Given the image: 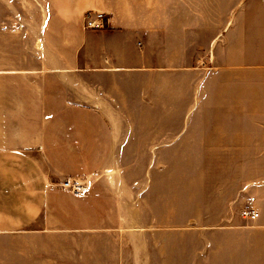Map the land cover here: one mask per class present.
<instances>
[{"label": "crops", "instance_id": "1", "mask_svg": "<svg viewBox=\"0 0 264 264\" xmlns=\"http://www.w3.org/2000/svg\"><path fill=\"white\" fill-rule=\"evenodd\" d=\"M172 3L173 13L179 15L182 9L175 6V0ZM46 4L43 19L37 6L26 5V14L13 2L0 0V89L15 95L35 96L39 79L38 83L45 86V95H64L70 89L74 93L91 89L95 95H127L126 88H130L134 78L151 74L157 75V94H162L163 73L128 70L134 66L147 68L152 61L149 46L154 40L152 37L158 35L159 40V33L149 36L145 27L148 20L140 19L138 28V20L128 14L131 7L125 5L123 16L114 10L108 22L111 25L106 29L81 33L70 58L62 49L63 44L68 47V22L84 16L88 10H99L100 2L46 0ZM49 11L54 12V19ZM183 11L194 16L189 20L192 28L188 30L196 31L200 23L196 16L215 14L217 10L211 13L207 8L189 6ZM224 13L228 9L220 12ZM233 13L252 14L264 30V6L248 8L242 4ZM239 21L236 30L243 32ZM53 24L57 25L60 35L51 40L47 30ZM228 26L227 23L223 31ZM223 31L210 42L209 47L214 49L206 65L194 67L190 63L185 71L189 76L188 100L182 101L185 94L175 85L173 102L169 105L162 96L157 97L155 108L147 110L138 124L157 127L159 135L166 125L180 127L174 131V158L264 159V102H261L264 61L257 60L254 64L242 57L234 62L229 56H223L220 48L229 45L228 34ZM246 42L242 33L230 45L236 47L237 54L240 49L244 54L246 46L264 53L263 35ZM70 66L74 69H68ZM250 71L254 73L247 74ZM177 73L181 74H174ZM197 76H203L200 83ZM248 80H253L251 86L247 85ZM54 88L58 90L53 92ZM246 94L257 98V102L249 98L246 101ZM101 100L93 102L92 109L101 115L95 126L128 125L121 114L113 113L119 110L114 103ZM150 100L154 102L153 98ZM64 105L60 110L66 109ZM13 106L16 113L8 114L3 125L20 126V111L27 113L31 107L35 109L31 103L21 105L20 100ZM52 109L53 105L45 107L46 111ZM23 120H26L24 125L35 126V120L25 117ZM53 123V118H45L42 126L49 128ZM49 133L45 129V136ZM32 140L24 147L0 148V264H212L213 249L206 248L209 251L198 254L195 247L198 235L208 245L214 237L219 238L221 264H264V170H223L219 190L220 225H212V221L200 225L201 230L191 227L187 231H172L173 238L189 241L188 248H182L181 241L174 242L172 253H168L171 258L165 255L164 225L154 226L151 234L160 239L155 250L152 249L157 257L155 262L146 261L142 258L140 239L149 232L140 230L141 227L138 231L132 230L129 223L133 204L129 208L128 201L132 203L138 197L133 190H149L153 184L134 186L123 178V170L93 172L89 176L94 181L82 180L88 190L83 194L72 193L62 188L59 181L54 182L53 170L44 169L38 160V154L46 153L51 143L45 141L35 146L30 143ZM160 149H164L163 139L157 140V152ZM188 174L194 172L189 170ZM189 185L192 189L191 181ZM160 186L162 190L163 183ZM249 210L259 212V217L255 220L246 217ZM188 219L190 226L196 228V216Z\"/></svg>", "mask_w": 264, "mask_h": 264}, {"label": "rangeland", "instance_id": "2", "mask_svg": "<svg viewBox=\"0 0 264 264\" xmlns=\"http://www.w3.org/2000/svg\"><path fill=\"white\" fill-rule=\"evenodd\" d=\"M9 1L13 2L16 8L21 9L22 13L26 11V14V5L37 6L41 8L43 19L45 18L44 7H48L46 0ZM99 2L100 8L97 11L105 14V24H107L102 29L108 27L109 18L112 17L114 10L117 11V15H125V5H127L132 8L128 14L132 16V19L138 20V28L139 21L143 18L148 20L145 27L150 37L159 33V40H157L158 35L152 37L154 44L152 42L149 46V52L153 57L152 61L147 64L148 67L134 66L128 70L163 73L164 91L162 94L160 92L157 94V75L151 74L141 75V77L139 74L140 78H134L130 88H126L129 91L127 95H95L94 90L91 89L79 93H74L70 89L69 92L65 90L64 95H45L43 93L45 86L43 83H38L39 79L35 96L15 95L10 90L5 89V93L4 89H0V148L24 147L29 144V139H33L30 143H34L35 146L44 144L45 141L51 143L52 146L49 150L47 149L46 153L38 154V160L44 169L53 170L54 182L59 181L57 182L59 185L67 178L92 182L94 177L89 176L90 173L103 174L113 170H123V178L134 186L141 183L153 184L149 185V190L142 192L133 190L138 197H134L132 203L128 201V207L132 208L130 205L133 204L132 214L129 213L131 218L129 225L132 230L138 231L141 227L140 230L149 232L147 237L141 235L142 258L155 262L157 256L152 249L155 250L158 246L157 241L160 242V239L157 240L156 235L151 234L155 231L154 226L164 225L167 257L172 256L168 253L172 251L174 242L181 241V247L188 248L189 240L173 238L172 231H187L191 227L194 230H201L200 225H207L212 221V225H220L222 205L219 190L221 178L224 176L223 170H264V159L174 158L173 141L176 137L174 131H178L180 127L166 125L164 133L161 132L159 135L157 127H144L138 124L146 115L147 110L155 108L157 97L162 96L169 105L173 102L175 85L180 88L182 94H185L182 101L188 100L189 76L185 74V71L188 70L190 63L194 67L206 65L214 49V47H209V44L216 35L221 34L227 23L229 24L228 30L223 32L228 34L226 38H228L229 45L220 48L219 52L223 56H229L228 59L234 62L242 60L240 59L242 57L245 62L254 64L259 62L257 60L263 62L264 53H258L256 48L246 46L243 49L244 54L240 53L242 49L237 54L236 47L230 44L236 43V39L242 37V33L245 34L246 43L259 39L261 35L264 36V30H261V25L255 22L252 14L233 13L237 6H242V4L248 8L262 7L264 0H175V6H180L182 9L179 15L173 13L172 0H99ZM189 6L207 8L211 10V13L217 11L215 14L196 16L200 22L196 27L197 30L189 31L188 29L192 28L189 20L194 16L183 11ZM227 9V14H220L222 10ZM37 11L39 14L40 9ZM53 13L49 11L52 19H54ZM238 21L243 32L236 30ZM52 27L47 30L51 33V40L60 35L57 25L53 24ZM102 29L85 28L83 16L71 19L68 22L67 31L68 47L64 44L62 47L64 53L70 58L74 55L83 31ZM178 37H180L179 40H177ZM68 69H74V67L70 66ZM250 70H253V67ZM254 71L247 74H252ZM175 72L181 74H174ZM202 79L203 76H197V83H200ZM252 81L248 80L247 85L251 86ZM57 90L54 88L53 92ZM147 90L149 93H146ZM245 97L246 101L249 98V101L257 102V98H253L251 94H246ZM83 98L86 101H82ZM152 98L154 102L150 100ZM101 99L114 103L119 110L113 113L121 114L128 125L118 128L95 126L96 119L101 115L100 111L92 109L93 102H101ZM18 100L21 105L31 103L35 109L31 107V111L27 113L20 111L22 125H3L6 124L7 120L4 118L8 114H12L13 111L16 113L13 105ZM261 102H264V96ZM46 103L49 107L53 105V109L46 111ZM62 103L66 106L64 110H60ZM169 114L171 117V112ZM24 117L35 120V126L24 125L26 121L23 120ZM45 118L54 120L49 128L42 126ZM130 123L133 125H129ZM45 129L51 132L48 136H45ZM160 139L164 140V149L157 152V140ZM157 154L161 157H156ZM189 170H192L194 174L189 175ZM189 181H191L192 189ZM158 183L159 190L157 189ZM160 183L164 185L162 190ZM193 216L197 219L196 228L189 224L188 218ZM195 247L199 256L201 252L204 254V250L207 252L206 248L213 249L210 255L211 263L221 264L219 238L214 237L213 242L211 241L208 245L207 241L198 235Z\"/></svg>", "mask_w": 264, "mask_h": 264}, {"label": "built area", "instance_id": "3", "mask_svg": "<svg viewBox=\"0 0 264 264\" xmlns=\"http://www.w3.org/2000/svg\"><path fill=\"white\" fill-rule=\"evenodd\" d=\"M85 28L88 29H102L105 28L106 16L101 11L88 10L83 16ZM64 189L71 192L81 194L85 193L88 190V185L85 184L82 180L67 178L60 184ZM246 217L255 220L259 217V212L255 210H249L246 212Z\"/></svg>", "mask_w": 264, "mask_h": 264}]
</instances>
